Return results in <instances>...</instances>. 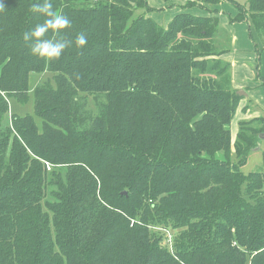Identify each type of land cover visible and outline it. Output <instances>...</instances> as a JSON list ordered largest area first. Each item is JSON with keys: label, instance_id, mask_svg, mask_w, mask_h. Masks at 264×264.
<instances>
[{"label": "trees", "instance_id": "1", "mask_svg": "<svg viewBox=\"0 0 264 264\" xmlns=\"http://www.w3.org/2000/svg\"><path fill=\"white\" fill-rule=\"evenodd\" d=\"M37 2L0 0V264H264V170L243 171L264 117L233 142L241 97L214 20L165 29L137 14L146 0H53L88 45L46 63L23 41ZM249 5L264 38V0ZM43 72L34 115L9 117Z\"/></svg>", "mask_w": 264, "mask_h": 264}, {"label": "crops", "instance_id": "2", "mask_svg": "<svg viewBox=\"0 0 264 264\" xmlns=\"http://www.w3.org/2000/svg\"><path fill=\"white\" fill-rule=\"evenodd\" d=\"M146 1L151 9L149 13L155 9H163L167 5L180 6L186 3V0L170 2L164 0L165 3L157 0ZM237 5L241 8V11ZM249 11L250 5L249 10H247L237 0H221V2L210 6L199 0L190 10L166 11L161 13L162 18L159 23L155 20L159 25L167 28L173 18L182 12L197 17L211 18L217 24V33L214 38L215 45L222 52L223 49L230 47L229 51L223 52L220 59L230 65L232 87L236 94L241 97L240 105L235 114L238 117L235 136L231 127L233 142L236 140L241 120L264 117V49H259L260 43L258 41L259 39L264 46V38L260 37L251 25ZM240 12L244 13L245 20L233 22V20L239 18ZM246 52L248 53L246 54ZM249 99L255 104L253 110L249 105ZM259 143L263 144L262 141H259Z\"/></svg>", "mask_w": 264, "mask_h": 264}, {"label": "clouds", "instance_id": "3", "mask_svg": "<svg viewBox=\"0 0 264 264\" xmlns=\"http://www.w3.org/2000/svg\"><path fill=\"white\" fill-rule=\"evenodd\" d=\"M31 11L44 18L42 23L23 34L24 44L33 57L46 63L57 62L73 46L82 50L88 45V38L83 33L74 40L66 37L73 23L68 15L54 7L53 0H38L31 6Z\"/></svg>", "mask_w": 264, "mask_h": 264}, {"label": "rangeland", "instance_id": "4", "mask_svg": "<svg viewBox=\"0 0 264 264\" xmlns=\"http://www.w3.org/2000/svg\"><path fill=\"white\" fill-rule=\"evenodd\" d=\"M159 2H162V3H165L164 0H157ZM200 1H203V0H200ZM239 1L240 4H242V7L243 8H247V10H249V0H237ZM205 2V1H203ZM221 2V1H220ZM206 5L210 6V5H213L214 3H207L205 2ZM177 5V4H176ZM147 7L145 8H140L141 10L138 11V15L140 16H146V17H149V18H152L154 20H156L158 23L160 21V19L162 18L161 16V13H164L166 11H181V10H190L192 7H189V8H186L184 7V5H180V6H173V5H167L166 7H164L163 9H155L153 12L149 13L150 10H146ZM161 10V11H159ZM182 13V12H181ZM167 29V28H165ZM256 32V31H255ZM259 43H260V47L259 49H264V46L261 44L260 40L258 39ZM220 50V48H218ZM225 52L226 50L229 51L230 50V47L228 49H223ZM248 52H246L247 54ZM258 56V54H257ZM256 63H257V60H256ZM47 81H50L53 83L54 85V74L50 73V72H43V73H32L30 75V80H29V86H30V99L27 103H24V102H19L17 100V98L15 97H12V98H9L8 101H9V107H10V113H9V117L12 116V115H19V116H26V115H34V110H35V102H34V89L40 85V84H44L46 83ZM244 92V91H243ZM242 92V93H243ZM245 93V92H244ZM243 93V94H244ZM246 94V93H245ZM85 96V95H83ZM249 105L251 107V109L253 108V106L255 105L251 99H249ZM89 108L90 110H92L95 114H97V105H96V101H94L93 98H89ZM253 110V109H252ZM237 115L235 116V118L233 119V123H231L230 125V130H231V127H232V130L234 132V136H235V132H236V125H238V122L236 121L237 120ZM247 120V119H246ZM241 121H244V120H241ZM240 121V122H241ZM239 122V123H240ZM263 144H260V147L259 149L260 150H252V153L251 155L249 156L248 158V163L247 165L243 168V171L244 173H247L249 174L250 172H257V171H262L264 170V141H262ZM47 167L48 168V171L50 172L53 168V166H50L48 165ZM62 169L63 171V174L65 173L66 174V170L64 168H60ZM64 174V175H65ZM55 190L54 187L52 186H49L48 187V192H47V200L49 201H52L53 198L51 196V192ZM45 205V203H44Z\"/></svg>", "mask_w": 264, "mask_h": 264}, {"label": "water", "instance_id": "5", "mask_svg": "<svg viewBox=\"0 0 264 264\" xmlns=\"http://www.w3.org/2000/svg\"><path fill=\"white\" fill-rule=\"evenodd\" d=\"M258 138H259L260 141H264V132L261 133V134L258 136ZM260 144H261V143H259L258 146L254 149L255 151L259 149ZM254 150H253V151H254Z\"/></svg>", "mask_w": 264, "mask_h": 264}]
</instances>
